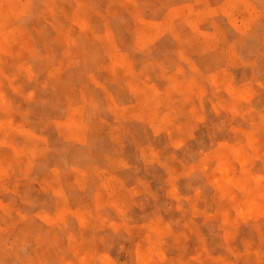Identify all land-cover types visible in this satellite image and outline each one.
<instances>
[{
    "label": "rangeland",
    "instance_id": "374dc122",
    "mask_svg": "<svg viewBox=\"0 0 264 264\" xmlns=\"http://www.w3.org/2000/svg\"><path fill=\"white\" fill-rule=\"evenodd\" d=\"M0 264H264V0H0Z\"/></svg>",
    "mask_w": 264,
    "mask_h": 264
}]
</instances>
